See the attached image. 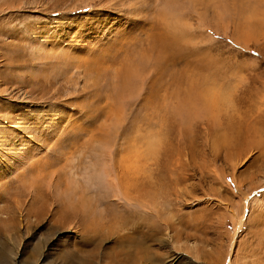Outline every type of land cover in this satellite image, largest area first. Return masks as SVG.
<instances>
[{
  "label": "rangeland",
  "instance_id": "obj_1",
  "mask_svg": "<svg viewBox=\"0 0 264 264\" xmlns=\"http://www.w3.org/2000/svg\"><path fill=\"white\" fill-rule=\"evenodd\" d=\"M0 264H264V0H0Z\"/></svg>",
  "mask_w": 264,
  "mask_h": 264
},
{
  "label": "bare ground",
  "instance_id": "obj_2",
  "mask_svg": "<svg viewBox=\"0 0 264 264\" xmlns=\"http://www.w3.org/2000/svg\"><path fill=\"white\" fill-rule=\"evenodd\" d=\"M143 182V181H142ZM144 183V182H143ZM138 184V183H137ZM135 186V185H134ZM137 186V185H136ZM147 186V185H146ZM142 187H143V185H142ZM145 187V186H144ZM141 188V187H140ZM146 188V187H145ZM138 191H139V189H138ZM147 192V191H146ZM148 193V192H147ZM144 194V193H143ZM138 195V194H137ZM142 203L141 204H144V206L145 205H147V204H145L143 201H141ZM138 203V202H137ZM21 207V206H20ZM140 207V206H139ZM146 210V209H145ZM153 223V222H152ZM148 227V226H147ZM146 228V227H145ZM152 230L148 227L147 228V233L148 234H151L152 232H151ZM155 232V231H154ZM141 233H142V231H141ZM144 236H146L147 234H145V233H142Z\"/></svg>",
  "mask_w": 264,
  "mask_h": 264
}]
</instances>
